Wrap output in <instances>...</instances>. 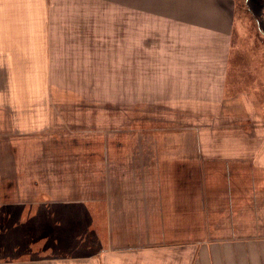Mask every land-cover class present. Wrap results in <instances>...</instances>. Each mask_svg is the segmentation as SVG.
<instances>
[{"label":"rangeland","instance_id":"1","mask_svg":"<svg viewBox=\"0 0 264 264\" xmlns=\"http://www.w3.org/2000/svg\"><path fill=\"white\" fill-rule=\"evenodd\" d=\"M102 6L0 0V264H85L113 248L133 187H261L254 160L229 157L261 145L259 120L230 108L252 89L264 103V0H234L229 33L190 49L198 63H176L177 33L159 22L151 37L142 26L139 53L112 20L109 42L70 40L81 31L65 9Z\"/></svg>","mask_w":264,"mask_h":264},{"label":"crops","instance_id":"2","mask_svg":"<svg viewBox=\"0 0 264 264\" xmlns=\"http://www.w3.org/2000/svg\"><path fill=\"white\" fill-rule=\"evenodd\" d=\"M96 1L106 6L65 9L69 12L65 14L71 16L65 22L78 24L82 32L72 35L70 40L79 37V41L94 42L106 41V38L109 42L115 31L114 36L119 41V35L127 34L128 42L131 39L139 53L143 46L142 26L151 37L154 22H159L174 26L177 33L172 38L173 48L181 49L176 63H198L201 51L190 56V49L196 48V42L221 39L234 23V0ZM73 16L79 19L75 20ZM111 20L116 27L113 31ZM131 24L132 33L129 30ZM168 35L173 37V32L166 33ZM135 59L139 63L138 56L135 55ZM255 95V89L247 91L237 99L239 105L230 111L246 114L252 124L256 123L254 117L259 120L261 145L255 154H250L246 139V152L235 153L229 160H254V170L261 174L256 184L261 183V187H133L130 198L123 201L132 203L130 211L121 212L120 216L118 213V218H123L122 225L111 229L109 244L113 248L103 247L100 254L87 256L85 264H264V103L262 106L254 104ZM32 126L27 127L36 128ZM24 140L33 142L35 139L27 137ZM19 152L17 150V155H11L10 159L16 163L20 175L24 169ZM32 153H35L33 161H36L38 152ZM28 192L20 191L21 199H32L26 195ZM35 195L33 199L48 206L64 202L52 192L36 189ZM78 257L63 262L79 264Z\"/></svg>","mask_w":264,"mask_h":264}]
</instances>
